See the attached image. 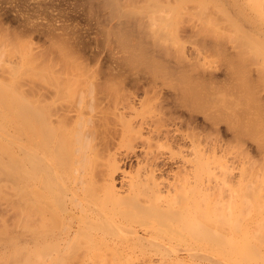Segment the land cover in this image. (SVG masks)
Wrapping results in <instances>:
<instances>
[{"label": "bare ground", "instance_id": "1", "mask_svg": "<svg viewBox=\"0 0 264 264\" xmlns=\"http://www.w3.org/2000/svg\"><path fill=\"white\" fill-rule=\"evenodd\" d=\"M88 1L0 50V264H264V0Z\"/></svg>", "mask_w": 264, "mask_h": 264}, {"label": "rangeland", "instance_id": "2", "mask_svg": "<svg viewBox=\"0 0 264 264\" xmlns=\"http://www.w3.org/2000/svg\"><path fill=\"white\" fill-rule=\"evenodd\" d=\"M89 4L90 2L88 0H0V40H1L0 46L3 47V48L0 47V50L1 52H3V50H6L5 51L6 54L3 52L4 53L3 56L7 55L6 56L7 58H9V56H11L10 58H12V56L14 55V57H16L17 55H15V53L18 54V52L21 50L19 47H22L23 49L24 47L23 45L27 47L29 44L27 50L30 51L31 49V52H34L36 50L35 52H37V55H40V57L42 56L41 53H43L44 55V57L42 56V59L44 58L43 61L45 60L46 57V60L44 62H48L50 61V58H52L53 60L52 59L51 60L55 64L57 63L58 65L59 62L58 66H63L65 61L56 52L57 50L55 46L56 41L53 42L52 44V41L56 39V36L58 38L59 35H61L63 37V38L60 37L61 39H64L67 42H71L70 44L75 48V51L78 52V54L79 52L80 54L83 53L82 55L79 56L84 59L86 57V60L88 62L86 60L85 62L89 63V65H91L92 67L93 64L95 65V67H97V64L98 66H100L99 64L103 65L107 60L106 59L107 57L105 55L103 56V54H106V52L104 51V46L101 48V45L103 44L102 42L103 39L101 36H99L100 30L96 25L97 23H95V19H93L94 16H91L92 14L91 12H89V8H90L88 6ZM8 34L11 36H8ZM4 36H8L9 38L8 37L7 38L10 40H8ZM14 36L15 39H12ZM1 37H4L6 38V40H8V42L9 41L11 42L9 43L7 42L8 43L7 45L5 43L6 40L3 38V41L5 40L3 42ZM16 40H18L19 42H21L22 40V44L20 43L21 46L20 44H17L19 46L16 45L15 43ZM12 43H13L12 45L13 47L15 46L17 47L14 49L11 48L12 46H9V44ZM7 46L9 49L7 48ZM76 47L78 48L79 51L76 49ZM17 48L19 49V51ZM24 50H26V48ZM101 50L103 53H101ZM7 52L14 54L13 55L8 54ZM35 52L33 54H35ZM5 56L3 57L4 60H5ZM212 61L213 59H210V63L212 64L213 62L216 63V61L213 62ZM233 146L234 145H231L230 148L228 149V151L230 150V152H232V153L229 152L230 154L229 156L232 155V157L234 156L233 150L234 152L235 151L237 152L238 150L237 147H233ZM263 172H264V164H263L262 173ZM262 210L264 212V208ZM263 212L261 211L262 214ZM248 251L250 253L251 250L249 248L247 249V252L245 253V257L249 255ZM252 253H254L253 249L250 255ZM250 255L248 257H250ZM248 257L246 259L251 261V258ZM244 259H242V261H237V262L234 261L231 263L248 264V261H243Z\"/></svg>", "mask_w": 264, "mask_h": 264}]
</instances>
